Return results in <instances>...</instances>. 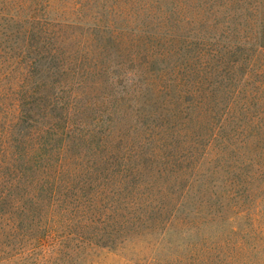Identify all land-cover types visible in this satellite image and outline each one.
<instances>
[{"label":"trees","instance_id":"obj_1","mask_svg":"<svg viewBox=\"0 0 264 264\" xmlns=\"http://www.w3.org/2000/svg\"><path fill=\"white\" fill-rule=\"evenodd\" d=\"M109 1L92 25L27 20L13 169L85 174L69 221L109 252L142 239L131 264H264V0Z\"/></svg>","mask_w":264,"mask_h":264},{"label":"rangeland","instance_id":"obj_2","mask_svg":"<svg viewBox=\"0 0 264 264\" xmlns=\"http://www.w3.org/2000/svg\"><path fill=\"white\" fill-rule=\"evenodd\" d=\"M98 2L55 0L54 9L49 10L48 0H39V3L36 0H0V264H131L132 257L139 259L149 252L142 239L124 241L122 235L114 242L113 252H109L98 247L102 244L100 237L82 234L73 225L74 221H69L68 214L79 219L78 205L83 200L78 202L68 198L64 186L76 189L82 185L85 174L72 170L71 176L67 172L60 177L52 174L36 182L29 176V171L25 174L22 169H13L17 163L10 159L11 152L6 154L12 144L9 126L15 123L18 114L16 82L35 55L38 44L35 33L30 35L31 27L27 20L36 15L44 23L46 18L58 15V19L81 20L80 24L90 25L100 16L101 5ZM118 5L121 7L123 2L119 0ZM81 7L87 12L80 19L77 10ZM79 27L83 26L66 28L68 32L63 28L57 29L56 43L60 42L62 35L77 36L81 31ZM36 29L35 26L33 31ZM256 55H264V52ZM19 147L17 150L12 148L13 155L29 147V143H19ZM17 178H20L19 183H25L20 191L9 188L12 181L16 184ZM56 182L57 192L53 196L51 192ZM194 200L191 198L185 202L187 209H192L189 205ZM89 241L92 243L82 249ZM107 243L110 245L109 240Z\"/></svg>","mask_w":264,"mask_h":264}]
</instances>
